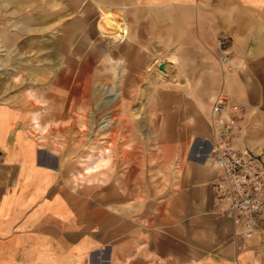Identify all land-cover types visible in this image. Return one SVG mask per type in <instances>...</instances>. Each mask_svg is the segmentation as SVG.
I'll return each mask as SVG.
<instances>
[{
  "label": "crops",
  "instance_id": "obj_1",
  "mask_svg": "<svg viewBox=\"0 0 264 264\" xmlns=\"http://www.w3.org/2000/svg\"><path fill=\"white\" fill-rule=\"evenodd\" d=\"M80 1L160 12L162 35L178 44L231 38L233 70L216 66L219 92L245 107L242 128H264V0ZM144 19L149 30L154 17ZM23 119L0 104V264H259L237 249L233 222L217 212L219 169L202 118L165 145L160 189L138 188L131 169L126 192L72 188L57 154L38 145Z\"/></svg>",
  "mask_w": 264,
  "mask_h": 264
},
{
  "label": "rangeland",
  "instance_id": "obj_2",
  "mask_svg": "<svg viewBox=\"0 0 264 264\" xmlns=\"http://www.w3.org/2000/svg\"><path fill=\"white\" fill-rule=\"evenodd\" d=\"M70 1L0 0V104L24 113L72 188L126 192L132 169L138 188L160 189L167 142L201 118L211 128L216 66L229 71L231 38L178 44L162 35L160 12L147 14V30V16L128 6ZM242 134L264 158V128Z\"/></svg>",
  "mask_w": 264,
  "mask_h": 264
},
{
  "label": "built area",
  "instance_id": "obj_3",
  "mask_svg": "<svg viewBox=\"0 0 264 264\" xmlns=\"http://www.w3.org/2000/svg\"><path fill=\"white\" fill-rule=\"evenodd\" d=\"M245 111L219 92L209 115L212 139L206 143L219 169L213 185L217 212L233 222L237 249L251 250L264 264V158L242 143Z\"/></svg>",
  "mask_w": 264,
  "mask_h": 264
},
{
  "label": "water",
  "instance_id": "obj_4",
  "mask_svg": "<svg viewBox=\"0 0 264 264\" xmlns=\"http://www.w3.org/2000/svg\"><path fill=\"white\" fill-rule=\"evenodd\" d=\"M161 69L164 70V66L163 65H161Z\"/></svg>",
  "mask_w": 264,
  "mask_h": 264
},
{
  "label": "bare ground",
  "instance_id": "obj_5",
  "mask_svg": "<svg viewBox=\"0 0 264 264\" xmlns=\"http://www.w3.org/2000/svg\"><path fill=\"white\" fill-rule=\"evenodd\" d=\"M75 12V11H74ZM77 12H78V10H77ZM76 50V49H75ZM89 168V167H88Z\"/></svg>",
  "mask_w": 264,
  "mask_h": 264
}]
</instances>
